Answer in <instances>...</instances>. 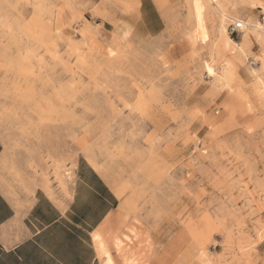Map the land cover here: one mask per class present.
I'll use <instances>...</instances> for the list:
<instances>
[{
  "label": "rangeland",
  "instance_id": "374dc122",
  "mask_svg": "<svg viewBox=\"0 0 264 264\" xmlns=\"http://www.w3.org/2000/svg\"><path fill=\"white\" fill-rule=\"evenodd\" d=\"M156 3L138 46L77 0H0V188L65 189L84 158L121 199L101 264H264V20L238 8L263 1Z\"/></svg>",
  "mask_w": 264,
  "mask_h": 264
},
{
  "label": "crops",
  "instance_id": "0c3cea01",
  "mask_svg": "<svg viewBox=\"0 0 264 264\" xmlns=\"http://www.w3.org/2000/svg\"><path fill=\"white\" fill-rule=\"evenodd\" d=\"M84 18L104 32L142 46L160 36L165 21L156 0H77ZM262 5H238L241 15L264 20ZM4 149L0 141V178ZM43 183L0 188V264H101L98 243L114 222L121 199L84 158H78L72 178L62 189L47 191Z\"/></svg>",
  "mask_w": 264,
  "mask_h": 264
},
{
  "label": "built area",
  "instance_id": "2783aa9c",
  "mask_svg": "<svg viewBox=\"0 0 264 264\" xmlns=\"http://www.w3.org/2000/svg\"><path fill=\"white\" fill-rule=\"evenodd\" d=\"M243 27H244V25L242 22L236 21L233 24L229 25V31H230L229 33L231 35L237 34L243 30Z\"/></svg>",
  "mask_w": 264,
  "mask_h": 264
},
{
  "label": "bare ground",
  "instance_id": "6f19581e",
  "mask_svg": "<svg viewBox=\"0 0 264 264\" xmlns=\"http://www.w3.org/2000/svg\"><path fill=\"white\" fill-rule=\"evenodd\" d=\"M195 9H196V14H197V16H198V18H200L201 17V12H202V7L200 6V5H198V4H196L195 3ZM252 30L253 29H258V30H260V27H258V26H256V27H254V26H252V27H250ZM263 30V29H262ZM204 39H205V34H203V36H202V41H204ZM209 70H211V73H213V71H212V69L210 68V67H207V72L209 73ZM49 129V128H48ZM93 167V166H92Z\"/></svg>",
  "mask_w": 264,
  "mask_h": 264
},
{
  "label": "snow or ice",
  "instance_id": "6c2138e0",
  "mask_svg": "<svg viewBox=\"0 0 264 264\" xmlns=\"http://www.w3.org/2000/svg\"><path fill=\"white\" fill-rule=\"evenodd\" d=\"M209 74H211V70H209Z\"/></svg>",
  "mask_w": 264,
  "mask_h": 264
}]
</instances>
